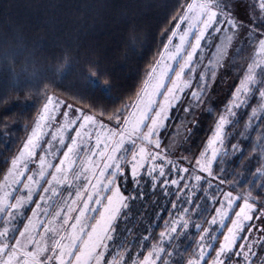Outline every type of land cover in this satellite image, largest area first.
Returning a JSON list of instances; mask_svg holds the SVG:
<instances>
[{
    "label": "snow or ice",
    "instance_id": "obj_1",
    "mask_svg": "<svg viewBox=\"0 0 264 264\" xmlns=\"http://www.w3.org/2000/svg\"><path fill=\"white\" fill-rule=\"evenodd\" d=\"M239 7L238 0H185L172 17L175 27L164 43L160 60L152 67L136 100L130 102V109L128 105L114 109L109 115V124L98 119L92 105L89 107L93 114H88L84 108L76 109L79 113L76 116L64 112L65 119L53 133V139H58L60 145L65 144L66 138L71 142L67 143L59 163L55 160L61 149L53 152L49 142L48 149L35 161L36 170H30L29 164L41 147L46 122L54 118L63 103L56 100L54 94L43 99L35 127L23 148L12 157L11 166L0 181V264H128L126 256L131 255L130 249L146 247V242L152 239L151 226L144 230L146 235L128 239L123 232L131 235L132 229L121 230L117 223L122 216L128 221L134 204L149 195L142 175L145 171L154 190L151 194L159 188L166 196L175 195L177 198L170 202L173 209L179 210L175 215L169 211V219L159 234L160 240L152 243L142 259L138 254L131 264H159L161 260L163 264H182L184 256L179 246L166 248L164 243L166 240L171 244L181 235L187 236L193 228L199 235L186 264H229L232 253L237 257L234 264H241L238 258L242 255L243 264H264V255L258 256L253 251L264 237L254 240L251 235L242 234L256 231L255 226L248 227V222L254 218L257 203L264 204V165L255 169L247 187L238 192L224 191L221 185L240 188L244 179L229 181L226 175L221 178L214 172V162L228 155L223 148L226 128L235 122L237 109L257 93L261 103L252 108L245 127L251 128L253 119L264 120V0H257L250 6V14L244 16L239 14ZM185 23L187 27H184ZM209 29H214L220 39L213 54L214 60H209L210 68L205 67L199 72L200 82L191 90L192 99L183 108L184 116L179 118L173 139L163 144L162 130L167 128L172 109L182 103L185 90L191 88L196 78L198 61L195 56ZM191 35L195 36L194 42ZM176 37L179 43H174ZM237 43L240 47L233 55L248 50L246 56H241L242 77L232 99L218 114L215 128L203 150L199 156L192 157L195 165L185 167L178 162L180 158H172L173 152L194 130L188 125L196 123L194 108L204 102L209 88L208 71L211 70L214 79L215 68ZM98 76V72L96 76L89 74V88L107 92L108 83H101ZM168 79H171L170 84ZM72 107L68 105L69 109ZM104 114L103 110L99 113ZM189 115L193 116L191 121ZM113 120L116 127L111 126ZM69 129L75 135L69 137ZM232 147L235 152L237 145ZM252 152L264 153V133L257 136ZM201 173H206L209 179L206 180ZM213 179L218 181L215 185L218 194L211 191ZM45 181L47 186H44ZM121 181L124 185L129 182L134 185L128 195L121 190ZM204 183L208 185L203 188L207 196L204 198L206 202L201 203L196 199V190ZM172 186H176L174 191ZM41 187L42 192L39 191ZM65 189L68 190L67 196L63 195ZM34 192L39 195V200L35 201L36 207L20 228L18 218L23 215L25 206L33 202ZM207 201L218 205L210 219L204 217L209 211ZM184 204L188 206L184 207ZM234 204L239 205V211L233 218ZM193 217L203 222H197ZM255 218L264 221V206L259 208V216ZM227 220H231L230 225ZM213 226L217 227L214 229ZM225 227L227 231L220 240L218 233ZM260 231L264 232V224ZM217 240L219 247L215 245ZM110 248L115 251L111 259H106L105 254ZM213 249L215 256H212ZM162 253H166L167 258ZM210 256L212 258L207 259Z\"/></svg>",
    "mask_w": 264,
    "mask_h": 264
},
{
    "label": "trees",
    "instance_id": "obj_2",
    "mask_svg": "<svg viewBox=\"0 0 264 264\" xmlns=\"http://www.w3.org/2000/svg\"><path fill=\"white\" fill-rule=\"evenodd\" d=\"M184 3L185 0H0V180L48 94L91 114L92 105L95 114L104 119L114 109L134 102L175 27L173 15ZM97 72L100 82L108 83L107 92L89 88L88 76H96ZM255 100L256 95L229 128L224 149L228 155L214 162V172L221 178L226 175L229 181L244 179L240 188L221 185L224 191L246 188L255 169L264 165V153L252 152L257 136L264 133V120L258 119L251 128H245ZM102 110L103 116L99 115ZM201 175L209 179L206 173ZM217 183L213 179V194H218ZM205 187L207 183L196 190V199L201 203L206 202ZM176 198L171 195L160 202L148 198L137 201L128 221L123 216L119 218L121 230L132 229L131 235L123 232L128 239L146 235L144 230L151 226L152 239L146 247H132L131 255L126 256L128 261L138 254L141 258L158 241L169 211L176 214L179 210L173 209L170 202ZM207 205L209 211L204 217L209 219L217 205L210 201ZM262 206L258 202L254 214ZM198 235L193 228L187 236L181 235L171 244L166 242L165 247L178 245L185 264L195 250ZM257 246L264 254V240ZM162 256L167 258L166 253Z\"/></svg>",
    "mask_w": 264,
    "mask_h": 264
},
{
    "label": "rangeland",
    "instance_id": "obj_3",
    "mask_svg": "<svg viewBox=\"0 0 264 264\" xmlns=\"http://www.w3.org/2000/svg\"><path fill=\"white\" fill-rule=\"evenodd\" d=\"M256 2H257V0H238L239 6H240L239 7V14L241 16L250 14V12H251L250 6ZM257 11H258V9H257ZM184 27H187L186 23L184 24ZM182 30L183 29H181V31ZM190 39L192 42H194L195 36L191 35ZM219 42H220L219 34L215 33L214 29H209V32L206 33L205 38L201 41V49L197 50V54L195 56L196 61H198V64L196 65V67H197L196 78H195L191 88L185 90V93L182 96V103L178 104L177 106H175L172 109L170 117L167 121V128L162 130L163 135H162L161 139H162L163 144H167L170 140L173 139V132L175 131L177 124L180 122L179 118L184 116L183 108L187 105V102L192 99L191 90L194 89L196 87V84H198L200 82L199 72L204 71L205 67H209V68L211 67V66H209V60H214L213 54L216 51V44H218ZM174 43H179L178 37H176L174 39ZM188 47L190 48V44L188 45ZM239 47H240V44L237 43L234 48H231L229 50V54L225 57L224 61H222L221 64L215 68L216 77L214 79L211 76V70H209L207 73L209 88L206 92V96L204 97V102L201 104V106L199 108H194L193 115L195 116L196 123L194 125L193 124L188 125V127H191L194 130L191 133V135L189 136V138L183 142V144L178 145L176 147V149L173 152V156H172L173 159L180 158L178 162L185 167H188L189 164L195 165V159L192 157L199 156L200 151L203 150L204 146L207 143L208 137L211 136L212 131L215 128V123L218 119V114L222 113L224 111L225 105H227L228 101L232 99V93H233V91H235L236 86L239 84V80L243 74L241 71V68L244 66L243 61L241 60V56H246L248 54V50L246 49L245 52L240 53V55H233V53H235L239 49ZM201 55L203 56V58H201ZM161 63H163V61H161ZM171 63H176V62H171ZM177 66H178V64H177ZM171 75L174 76L175 73L172 72ZM167 83L170 84L171 79H168ZM165 91H166V89H165ZM54 96H55L56 100H59L63 103H61L59 105V110L54 113V118L52 120L46 122L47 127L44 129V134L40 140L41 147L37 149V155L35 157H33L32 161L29 164L30 170H36L37 164L35 163V161H37L39 159V155L41 153H43L46 149H48L49 142H51V144H52V151L53 152H56L57 149H61L57 154V159L55 160V163H59V157H61L63 155V150H66L67 143L71 142L70 138H66L65 144L60 145L58 139H56V140L53 139V133H55L60 128V126L62 125V123L65 119V117L63 115L64 112H69L70 116H76V115H79V113L76 111V109L81 108V107L73 105L61 97H58L56 95H54ZM160 98L162 99L163 97H160ZM250 98L251 97H249L248 101L250 100ZM260 103H261V101H260L258 93H257L256 94V100L254 101L253 107H256ZM68 105H73L72 109H69ZM246 105H241L237 109V117L242 116L244 108ZM41 108H42V106H41ZM41 108H40V110H41ZM129 109H130V105H129ZM39 111H38V113H39ZM86 112L88 114H91L88 111H86ZM251 112H252V109L246 117H249L251 115ZM38 113H37V115H38ZM125 114H127V113L125 112ZM37 115L35 116L29 130L26 133L24 140L22 141L21 146L18 148L15 155H17L19 150L23 148L24 142L27 140L28 135L31 133L32 129L35 127ZM259 115L260 114L258 113L257 116L259 117ZM97 117H98V119L103 120L105 124L110 123L109 118L104 119V118H101L100 116H97ZM237 117H235L234 120L237 119ZM192 119H193V116L189 115L188 120L191 121ZM248 120H249V118H248ZM248 120L246 121L245 125L248 123ZM257 120L258 119H253L252 126L257 122ZM111 126L112 127L117 126L115 120L111 121ZM230 126H228L226 128V138L228 136ZM74 127H78V125H75ZM246 129H248V128H246ZM181 131L183 133V130H181ZM72 135H75V132L72 129H69L68 130V136L70 137ZM226 138H225V140H226ZM225 147H226V145L224 142L223 148L225 149ZM183 157H189L191 159L185 160V159H182ZM10 166H11V162L8 165V167H7L6 171L4 172L0 181H3L4 176L7 173ZM142 175H144V177H145V182L147 184L146 191H147V193H149V195H147L144 198H141L138 201L145 200L148 198V199L157 200V202H160L162 199H167L169 197V196H166L159 188H157L155 190V194H151V193H153L154 190L151 188V182H150V179L146 176V171L144 173H142ZM24 179L26 180L27 177L25 176ZM130 179H131V177H130V168H129V180ZM160 183L162 184V181H160ZM44 186H47L46 181L44 183ZM20 187L22 188V185ZM133 187H134V185L131 182H129L127 185H124L123 182L121 181V190L125 191L126 195L129 194L128 190H131ZM175 187L176 186H172L173 191L175 190ZM181 187H183V185H181ZM39 191L42 192L43 187H41L39 189ZM67 192H68V190L65 189L63 195L67 196ZM17 194H19V193H17ZM38 200H39V195L36 192H34L33 193V202H30L29 205L25 206L23 215L18 218V227H20V228L23 227V224L27 221V218L29 216H31L32 209L36 207L35 201H38ZM233 207H234V211H231V216L234 218L235 212L239 211V205L237 206V204H234ZM97 215H98V213H97ZM173 215H175V214H173ZM258 216H259V213L254 214L253 220L248 222V227L255 226L256 231L252 232L251 234L248 233L247 231H244L242 233L244 236L251 235L254 240H257L259 237H264V232L260 231L262 224H264V221H261V220H258L255 218ZM227 224L230 225L231 220H227ZM205 226H207V225H205ZM213 227L215 229V227H217V226H213ZM226 231H227V228L225 227L222 229V232L218 233L220 240L223 239V232H226ZM159 240H160V235H159L158 241ZM166 242L167 241L165 240V243ZM243 242L244 241H241V243H243ZM165 243H164V247H165ZM259 243H257V245ZM215 245H216V247H219V240H217L215 242ZM257 245L253 249V251L257 252L258 256L264 255L263 252H260L258 250L259 247ZM238 249H239V245L237 246V250ZM114 251H115L114 248H110L109 252L105 254L106 259H111L112 253ZM213 251L214 252H213L212 256H215V250L213 249ZM142 258H143V256L140 259H142ZM236 259H237V257L235 255V253H232V260L229 261V264H234V261ZM238 259L241 261V264H243V255L241 257H239ZM131 261H132V259L130 261H128V264H131Z\"/></svg>",
    "mask_w": 264,
    "mask_h": 264
}]
</instances>
